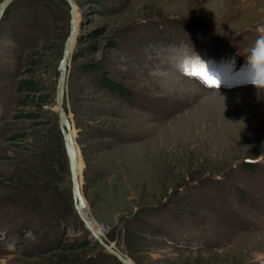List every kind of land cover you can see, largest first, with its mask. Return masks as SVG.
<instances>
[{
	"label": "rangeland",
	"instance_id": "1",
	"mask_svg": "<svg viewBox=\"0 0 264 264\" xmlns=\"http://www.w3.org/2000/svg\"><path fill=\"white\" fill-rule=\"evenodd\" d=\"M70 1L19 0L0 19V264H119L79 218L59 127L50 158L33 141L59 124L70 21L61 107L89 228L134 264H264L249 205L264 209V95L246 73L214 89L192 75L217 60L228 77L232 56L252 68L264 0ZM26 82L48 102L23 105Z\"/></svg>",
	"mask_w": 264,
	"mask_h": 264
},
{
	"label": "water",
	"instance_id": "2",
	"mask_svg": "<svg viewBox=\"0 0 264 264\" xmlns=\"http://www.w3.org/2000/svg\"><path fill=\"white\" fill-rule=\"evenodd\" d=\"M16 0H4L0 4V19L2 15L4 14L5 10L8 8V6ZM67 3L70 9H72V5L70 4V0H63ZM71 26H70V31L68 32V35L63 43V56L60 62L59 66V77L57 81V95H56V108L58 111V127L60 130V133L62 134L63 138V145H64V150L66 153V158H67V166H68V173H69V180H70V185H71V193H76V183H75V167H74V158L71 154L72 148H68V143L70 142V136H69V130H68V121L66 120V116L64 114V111L61 107L63 99H64V90H65V81H66V74H67V67L68 63L71 59V54H69V47L72 43L74 34H75V28L73 25V22L70 21ZM74 151V149H73ZM73 196V195H72ZM74 200V198H73ZM79 202V201H78ZM80 218V217H79ZM82 221V219L80 218ZM83 222V221H82ZM85 225V222H83ZM86 226V225H85ZM87 227V226H86ZM90 236L93 238L94 241H99V237L92 231L91 228L87 227ZM102 250L108 254L111 255L114 259L119 264H133L129 259L122 257L120 254L114 252L113 249H111L109 246H107L104 243L98 242Z\"/></svg>",
	"mask_w": 264,
	"mask_h": 264
},
{
	"label": "trees",
	"instance_id": "3",
	"mask_svg": "<svg viewBox=\"0 0 264 264\" xmlns=\"http://www.w3.org/2000/svg\"><path fill=\"white\" fill-rule=\"evenodd\" d=\"M16 1H19V0H16ZM14 1V2H16ZM12 2V4L14 3ZM7 9L5 10L4 14L6 13ZM43 51V50H42ZM39 63L37 60H33L30 62V66L32 67H35V66H38ZM100 82H101V85L104 86L105 88L109 89V88H115V89H119L120 91H122V89L120 88L119 85L117 84H113V83H110L109 81L107 80H104V79H100ZM19 90L22 89L24 91L27 92L26 95H24L23 99H22V104L23 105H30L32 104L33 102H36L38 104V106L42 105V104H46L49 100V97L47 95H43L40 93V88L38 87V85L34 82H26V83H20L19 85ZM111 91V90H110ZM115 92V91H114ZM123 92V91H122ZM117 93V92H116ZM36 94V97L35 95ZM47 96V97H46ZM36 114H31L30 116H33V117H36L35 116ZM49 127L50 129L44 133L43 136H38L35 138V140L33 139L34 141V144L36 142V148L37 146L40 148L44 147L42 150H43V153H39V157L42 158V156L44 157V159L46 157H49L52 156L53 152L52 150H48V147L50 148L52 144H54L55 146H57V149H58V145L60 144V133L58 131V124H57V118L55 115H52L51 117V120H50V123H49ZM52 133L50 136L47 135L48 133ZM47 136H49L47 138ZM53 136V137H52ZM18 138V137H16ZM14 139V138H13ZM40 139V140H38ZM53 148V146L51 147ZM72 249H70L71 251ZM45 253V252H44ZM42 254V253H41ZM68 253H63V254H59V255H67ZM53 258H50V263L51 264H72L73 260H71V258H66L64 259L63 261H58V258L55 256V259Z\"/></svg>",
	"mask_w": 264,
	"mask_h": 264
},
{
	"label": "clouds",
	"instance_id": "4",
	"mask_svg": "<svg viewBox=\"0 0 264 264\" xmlns=\"http://www.w3.org/2000/svg\"><path fill=\"white\" fill-rule=\"evenodd\" d=\"M187 59L194 62H201L199 56L194 52L189 54ZM248 62L256 73L253 85L257 89L258 95H264V36H261L257 40L256 46L252 50L251 58Z\"/></svg>",
	"mask_w": 264,
	"mask_h": 264
},
{
	"label": "bare ground",
	"instance_id": "5",
	"mask_svg": "<svg viewBox=\"0 0 264 264\" xmlns=\"http://www.w3.org/2000/svg\"><path fill=\"white\" fill-rule=\"evenodd\" d=\"M70 47H71V45H70ZM70 47H69V53H70ZM255 90V89H254ZM232 93H233V91H232ZM231 93V94H232ZM69 136H70V142L67 144L68 145V148L69 149H71L72 148V152H71V154H72V156H73V158H74V162H75V164H74V167H75V183H76V193H73V195H74V199H75V201H76V209H78V214H79V216H80V218L82 219V221L83 222H85V225L87 226V227H90V223H89V220H88V218H87V210H86V207L83 205V200H82V195H81V191L79 190V183H78V181H79V179L80 178H78V176H79V171H77V169H76V165H77V157H79V156H77V152H75L76 150L74 149V146H73V142H74V140H73V138H72V134H71V132H69ZM73 149H74V151H73ZM77 179H78V181H77ZM79 201V202H78ZM92 231H93V229H92ZM94 232V231H93ZM95 233V232H94ZM98 242H101V243H104L102 240H101V238H99V241ZM105 244V243H104ZM107 246H109L111 249H113L114 250V248L112 247V246H110V245H108V244H106ZM122 257H124V256H122ZM124 258H126V257H124ZM128 259V258H127ZM134 264V263H133Z\"/></svg>",
	"mask_w": 264,
	"mask_h": 264
},
{
	"label": "snow or ice",
	"instance_id": "6",
	"mask_svg": "<svg viewBox=\"0 0 264 264\" xmlns=\"http://www.w3.org/2000/svg\"><path fill=\"white\" fill-rule=\"evenodd\" d=\"M193 76H196L197 78H200L203 80V82L208 86V87H219L220 85L218 84L217 80L212 77V76H204L200 77L197 76L196 73H192Z\"/></svg>",
	"mask_w": 264,
	"mask_h": 264
}]
</instances>
